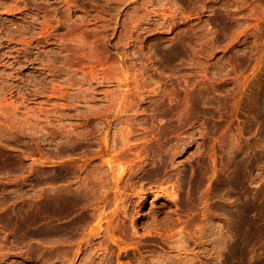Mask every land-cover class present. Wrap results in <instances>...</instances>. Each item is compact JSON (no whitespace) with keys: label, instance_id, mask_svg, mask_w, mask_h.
I'll use <instances>...</instances> for the list:
<instances>
[{"label":"rangeland","instance_id":"1","mask_svg":"<svg viewBox=\"0 0 264 264\" xmlns=\"http://www.w3.org/2000/svg\"><path fill=\"white\" fill-rule=\"evenodd\" d=\"M0 152V264H264V0H0Z\"/></svg>","mask_w":264,"mask_h":264},{"label":"bare ground","instance_id":"2","mask_svg":"<svg viewBox=\"0 0 264 264\" xmlns=\"http://www.w3.org/2000/svg\"><path fill=\"white\" fill-rule=\"evenodd\" d=\"M21 146V145H20ZM22 147V146H21ZM20 150H22V149H20ZM23 151H24V149H23ZM26 153H27V150L25 151ZM31 152H33V151H31ZM31 152H28V153H31ZM1 153V152H0ZM25 153V154H26ZM15 156H19V155H16V153H15ZM28 156H29V154H28ZM21 157V156H20ZM14 158H16V157H14ZM17 158H19V157H17ZM22 158V157H21ZM17 160H19V159H17ZM18 163H20V162H18ZM21 163H22V161H21ZM27 163V162H26ZM16 164V163H15ZM24 164V163H23ZM17 165H20V164H17ZM26 165V164H25ZM21 166V165H20ZM16 167V166H15ZM18 167V166H17ZM27 167H29V166H27ZM21 168V167H20ZM14 169V168H13ZM24 169H26V168H24ZM16 170H19V168L17 169L16 168ZM21 170V169H20ZM8 173V172H7ZM264 191V190H263ZM257 234H258V232H257ZM257 234H255V235H257ZM264 234V233H263ZM262 234V235H263ZM261 235V234H260ZM264 238V237H263ZM262 237L260 238V240L261 239H263ZM260 240H259V242H260ZM252 241H254V238H252ZM258 241V239L256 240V241H254V242H257Z\"/></svg>","mask_w":264,"mask_h":264}]
</instances>
